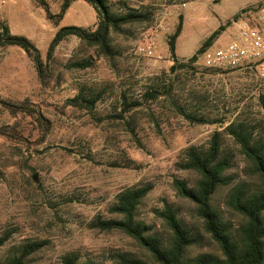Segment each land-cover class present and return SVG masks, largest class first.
Returning <instances> with one entry per match:
<instances>
[{"label":"rangeland","instance_id":"rangeland-1","mask_svg":"<svg viewBox=\"0 0 264 264\" xmlns=\"http://www.w3.org/2000/svg\"><path fill=\"white\" fill-rule=\"evenodd\" d=\"M46 1L52 12H58L61 0ZM262 2L110 0L115 13L139 11L147 20L110 33L111 57L98 54L75 36L68 37L55 50L51 61L54 77L47 86L40 82L23 50L0 48V95L13 101L28 100L50 122L40 142L33 118L12 115L0 107V126L16 128L28 141L0 137V237L10 236L0 248V263L34 241L42 246L24 264H61L69 252L100 264H117L119 253L151 262L123 232L92 226L97 218H119L108 210L117 194L146 184L152 189L138 206V220L166 235L156 211L168 203L202 235L201 243L189 253L218 254L194 205L177 195L173 182L184 180L190 186L195 182L197 174L180 166L184 150L207 146L214 132L221 133L223 150L233 157L227 173L236 181L251 180L247 162L225 127L238 121L253 127L255 135L264 136V83L248 71L206 69L198 58L170 73L173 60L168 41L181 22L175 55L178 63H187L214 32L218 34L205 49L229 42L232 22L242 11L253 10ZM97 21L89 4L73 0L59 27L93 30ZM0 22L12 34L30 39L45 61L58 27L46 20L34 0H0ZM84 61L90 65L77 66ZM150 89L158 91L157 98H144ZM77 95H98L93 110L67 103ZM122 96L138 101L139 106L123 113ZM173 101L204 122L186 120ZM226 191H217L214 204L225 217L236 219L224 207Z\"/></svg>","mask_w":264,"mask_h":264},{"label":"trees","instance_id":"trees-1","mask_svg":"<svg viewBox=\"0 0 264 264\" xmlns=\"http://www.w3.org/2000/svg\"><path fill=\"white\" fill-rule=\"evenodd\" d=\"M44 11L45 18L53 26L58 27L51 38L43 60L35 44L23 35L12 34L9 28L0 22V48L15 46L23 50L33 62L40 82L47 86L54 77L51 61L58 45L70 36H75L88 47L97 50L104 57H111L113 51L109 44L111 32H118L120 28L130 23H140L147 20V15L139 11L115 13L110 0H84L97 13L98 21L93 30L76 25L59 27L73 0H61L58 12L51 11L46 0H34ZM181 31V22L168 41L169 52L173 64L170 73L184 69L186 64L194 63L197 55L201 54L208 42L218 34L214 32L211 39L205 42L196 55L190 57L187 63H178L175 55V42ZM89 61L78 63L77 66L88 67ZM162 75H166L163 73ZM161 78L159 76L156 79ZM156 89L147 90L144 98L155 99ZM98 95L83 97L77 95L67 101L69 105L82 107L92 111ZM177 111L189 122L203 123L204 120L185 111L173 101ZM138 101H127L122 96V112L126 113L139 106ZM0 107L12 115L29 116L36 122L40 132V142L48 133L50 122L39 109L28 101H13L0 95ZM225 132L238 145L240 153L248 165V176L251 180L235 178L227 172L233 164V157L223 150L222 136L214 132L205 147L190 146L184 150L181 168L192 170L197 179L190 186L184 180L173 182L178 196L188 200L195 207V212L201 222L202 229L213 241L218 254L200 252L191 255L189 251L198 246L202 235L186 224L178 211L166 203L156 215L166 226V235L155 231L152 224L137 219V209L141 201L151 191L150 184L126 188L117 194L109 212L119 216L113 219L97 218L93 221V228L103 231L119 230L132 238L150 258L151 262L143 260L129 253H119L115 256L117 264H264V136L255 135V129L245 123L234 121L225 127ZM0 137L7 140L28 142L14 127L0 126ZM221 188H227L224 194V207L231 211L236 219L225 217L221 209L213 201V197ZM9 233L0 237V248L9 239ZM42 244L36 241L20 247L18 252L0 264H24L26 258L39 250ZM61 264H100L92 260H82L79 254L69 252L61 259Z\"/></svg>","mask_w":264,"mask_h":264},{"label":"built area","instance_id":"built-area-1","mask_svg":"<svg viewBox=\"0 0 264 264\" xmlns=\"http://www.w3.org/2000/svg\"><path fill=\"white\" fill-rule=\"evenodd\" d=\"M229 36L223 46L205 49L198 56L200 64L218 72L248 71L264 83V2L242 11Z\"/></svg>","mask_w":264,"mask_h":264},{"label":"water","instance_id":"water-1","mask_svg":"<svg viewBox=\"0 0 264 264\" xmlns=\"http://www.w3.org/2000/svg\"><path fill=\"white\" fill-rule=\"evenodd\" d=\"M34 179V178H33Z\"/></svg>","mask_w":264,"mask_h":264}]
</instances>
